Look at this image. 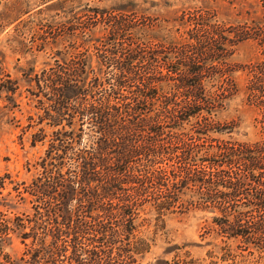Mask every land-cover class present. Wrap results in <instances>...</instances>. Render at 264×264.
Listing matches in <instances>:
<instances>
[{
	"label": "trees",
	"instance_id": "1",
	"mask_svg": "<svg viewBox=\"0 0 264 264\" xmlns=\"http://www.w3.org/2000/svg\"><path fill=\"white\" fill-rule=\"evenodd\" d=\"M132 9L97 20L105 38L73 47L45 78L55 129L27 187L33 215L0 211V264H143L164 218L191 208L211 214L208 234L222 242L212 250L231 255L238 241L264 264V14L224 30L197 17L191 44L163 53L136 44ZM243 40L261 53L243 87L256 138L238 140V124L216 114L238 92L222 56ZM17 230L24 248L12 254Z\"/></svg>",
	"mask_w": 264,
	"mask_h": 264
},
{
	"label": "rangeland",
	"instance_id": "2",
	"mask_svg": "<svg viewBox=\"0 0 264 264\" xmlns=\"http://www.w3.org/2000/svg\"><path fill=\"white\" fill-rule=\"evenodd\" d=\"M260 1L0 0V211L9 217L33 215L35 197L27 193V187L42 172L39 163L55 129L45 125L49 121L45 114L48 100L44 80L62 58L74 56L73 47L80 45L82 49L91 41L105 38L107 33L101 35L104 30L109 31V26L99 21L120 15L116 5L133 8L125 14L135 23L131 34L136 44L166 53L171 42L176 48L191 44L190 37L198 28L192 22L197 17H204L210 25L221 21L223 27L217 29L224 30L228 27L224 23L262 16ZM260 53L261 48L254 41L243 40L228 45L222 56L228 65L220 67V73L231 75L238 92L216 114V119L236 122L239 128L232 136L238 140L256 138V111L246 103L243 87L248 67ZM12 87L13 92L6 91ZM42 127L47 136L30 146L31 140L41 135ZM210 215L193 208L167 215L143 264H193L192 260L195 264H253L258 252L236 248L238 241H227L231 255H224V250H212L210 244L222 242L213 232L208 234V228L213 227ZM153 223L150 231H155ZM18 231L5 251L21 253L24 245ZM157 259L167 263H157Z\"/></svg>",
	"mask_w": 264,
	"mask_h": 264
}]
</instances>
